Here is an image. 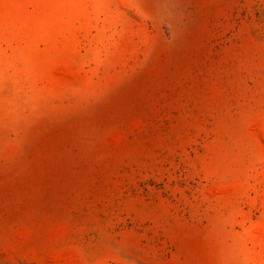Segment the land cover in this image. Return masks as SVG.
<instances>
[{"label": "rangeland", "instance_id": "obj_1", "mask_svg": "<svg viewBox=\"0 0 264 264\" xmlns=\"http://www.w3.org/2000/svg\"><path fill=\"white\" fill-rule=\"evenodd\" d=\"M0 264H264V0H0Z\"/></svg>", "mask_w": 264, "mask_h": 264}]
</instances>
